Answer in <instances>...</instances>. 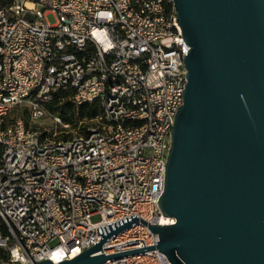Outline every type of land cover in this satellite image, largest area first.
I'll return each instance as SVG.
<instances>
[{
  "label": "built area",
  "instance_id": "2783aa9c",
  "mask_svg": "<svg viewBox=\"0 0 264 264\" xmlns=\"http://www.w3.org/2000/svg\"><path fill=\"white\" fill-rule=\"evenodd\" d=\"M188 49L174 0L0 6V264L71 259L134 218L92 256L153 249L98 264H171L148 224L175 222L157 202ZM56 92L75 106L97 102L100 112L63 139L21 119L6 125L22 105L31 121L42 118Z\"/></svg>",
  "mask_w": 264,
  "mask_h": 264
},
{
  "label": "water",
  "instance_id": "95a60500",
  "mask_svg": "<svg viewBox=\"0 0 264 264\" xmlns=\"http://www.w3.org/2000/svg\"><path fill=\"white\" fill-rule=\"evenodd\" d=\"M189 49L157 207L148 224L171 264H264V0H174ZM35 264H98L93 255ZM142 224L145 221L140 220Z\"/></svg>",
  "mask_w": 264,
  "mask_h": 264
},
{
  "label": "rangeland",
  "instance_id": "374dc122",
  "mask_svg": "<svg viewBox=\"0 0 264 264\" xmlns=\"http://www.w3.org/2000/svg\"><path fill=\"white\" fill-rule=\"evenodd\" d=\"M41 10V6L36 5L34 13L41 12ZM45 20L49 24H54L56 22V16L52 13H49L45 15ZM54 117H59L60 123L55 121ZM19 119L23 121L24 125L27 128L38 130L43 134V136H46L49 139H63L75 131H80L83 125V122L78 121L77 119H74V122L72 124L65 123L62 121L59 113L49 111L47 109L42 118L31 121L29 110L24 105L18 106L9 113L6 119V125L13 123ZM65 124L67 125L64 126ZM91 219L95 221L99 219V216H92ZM56 244L57 240H52L49 242V245L51 247Z\"/></svg>",
  "mask_w": 264,
  "mask_h": 264
},
{
  "label": "trees",
  "instance_id": "16d2710c",
  "mask_svg": "<svg viewBox=\"0 0 264 264\" xmlns=\"http://www.w3.org/2000/svg\"><path fill=\"white\" fill-rule=\"evenodd\" d=\"M10 2L11 0H0V4L3 5L9 4ZM45 108L49 111L59 113L62 121L69 124H72L74 119L82 121L93 118L100 112L97 102L75 106L67 99V95L61 92L54 93L52 99L45 104Z\"/></svg>",
  "mask_w": 264,
  "mask_h": 264
},
{
  "label": "bare ground",
  "instance_id": "6f19581e",
  "mask_svg": "<svg viewBox=\"0 0 264 264\" xmlns=\"http://www.w3.org/2000/svg\"><path fill=\"white\" fill-rule=\"evenodd\" d=\"M27 6H31L30 4H26ZM61 254H62V252L60 251V250H58V251H56L55 253H53L52 255H51V259L53 260V261H59L60 260V256H61Z\"/></svg>",
  "mask_w": 264,
  "mask_h": 264
}]
</instances>
